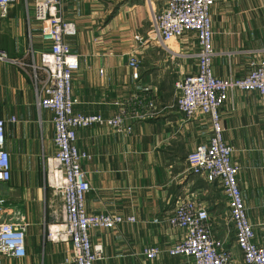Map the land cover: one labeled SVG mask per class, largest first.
Returning a JSON list of instances; mask_svg holds the SVG:
<instances>
[{"label":"crops","instance_id":"1","mask_svg":"<svg viewBox=\"0 0 264 264\" xmlns=\"http://www.w3.org/2000/svg\"><path fill=\"white\" fill-rule=\"evenodd\" d=\"M61 11L76 27V34L67 38L79 62L72 77L73 110L108 118L130 99L141 100L127 106L129 130L100 125L76 130L75 143L89 156L81 162L90 185L86 211L134 217L89 231L91 243L102 247L94 264H194L189 257L167 252L184 236L183 229L167 220L183 197L207 209L211 236L230 249V264H243L220 182L208 181L186 161L212 132L206 114L185 118L175 106L174 82L192 70L183 55L197 51L194 33L173 41L170 47L177 55L144 41L150 22L143 0H62ZM209 14L213 73L221 78L246 75L251 62L264 59V0H214ZM28 46L36 52L47 47L39 23L26 18L24 1L17 0L0 19V50L18 58ZM130 53L138 60L135 71L127 64ZM147 113L151 116L139 117ZM219 113L223 141L232 147V161L239 167L247 219L255 241L264 245V96L236 89ZM11 116L14 122L8 120ZM0 118L11 162L10 180L0 183L1 207L7 218L22 215L27 224L25 256L2 257V262L74 264L70 243L45 235V226L60 216L62 204L43 171L45 158L56 151L52 113L37 110L29 74L2 60ZM150 246L160 250L154 259L143 254Z\"/></svg>","mask_w":264,"mask_h":264},{"label":"built area","instance_id":"2","mask_svg":"<svg viewBox=\"0 0 264 264\" xmlns=\"http://www.w3.org/2000/svg\"><path fill=\"white\" fill-rule=\"evenodd\" d=\"M17 0H0V19L7 17L11 4ZM149 7L150 27L144 41L174 52L170 42L186 34L194 33L197 51L185 54L195 61L189 74L174 82L175 106L185 118L196 113L206 114L211 125V136L205 143L197 144L186 156L188 165L203 173L208 181L218 180L227 198L229 219L234 228V241L241 251L243 264H264V245L255 241L253 229L247 219L245 207L237 182L238 165L232 161V147L223 141L219 108L236 90L257 91L264 96V59L250 63L249 72L242 77H217L212 70L215 55L212 46L210 8L214 0H143ZM26 2V0H25ZM62 0H32L27 19L39 23L42 41L46 48L36 52L29 49L18 58H11L0 50V60L8 61L26 71L34 87L35 105L38 111L47 109L52 113L53 143L56 151L44 160L43 171L46 183L62 199L60 216L45 226V235L56 241L70 243L74 264H94L101 259L102 247L92 244L89 231L93 228L109 229L128 221L132 216L112 213H88L84 198L90 185L85 178L81 162L88 159L86 152L76 143L78 128L100 125L117 130H129L126 123L132 100L127 101L112 117L97 114H82L73 110L76 102L72 93L73 73L78 69V57L71 51L68 37L76 34L75 24L63 18ZM127 64L137 70L138 60L130 53ZM152 102L147 101V106ZM151 116L139 114V117ZM15 121V117L8 119ZM5 121L0 118V183L11 177L10 154L4 148ZM208 212L201 204L189 197L177 201L173 213L167 218L172 226L184 230L183 238L167 249L170 255H182L194 264H230L229 248L217 243L211 236ZM27 224L22 215L12 220L5 216L0 202V264L2 257L21 258L26 254L25 235ZM160 250L155 246L145 247L143 254L154 259Z\"/></svg>","mask_w":264,"mask_h":264},{"label":"rangeland","instance_id":"3","mask_svg":"<svg viewBox=\"0 0 264 264\" xmlns=\"http://www.w3.org/2000/svg\"><path fill=\"white\" fill-rule=\"evenodd\" d=\"M24 1V9H25V11H27V10H31V0H27L26 2H25V0H23ZM170 45H172V47L174 46L173 45V41H171L170 43H169ZM31 47V46H30ZM161 48V47H160ZM29 49V46L25 49V51L24 52H26L27 50ZM193 59L192 58H186V64L188 65L187 67L190 69L191 67H193L192 65V63H193ZM186 64H185V69H186ZM192 69V68H191Z\"/></svg>","mask_w":264,"mask_h":264}]
</instances>
